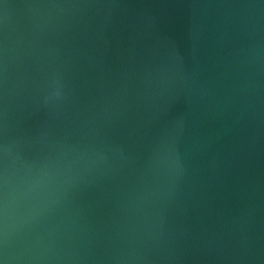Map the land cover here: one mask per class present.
Returning a JSON list of instances; mask_svg holds the SVG:
<instances>
[{"label":"water","instance_id":"1","mask_svg":"<svg viewBox=\"0 0 264 264\" xmlns=\"http://www.w3.org/2000/svg\"><path fill=\"white\" fill-rule=\"evenodd\" d=\"M4 46L20 241L58 264H264L261 0H0ZM45 160L62 172L24 223Z\"/></svg>","mask_w":264,"mask_h":264},{"label":"clouds","instance_id":"2","mask_svg":"<svg viewBox=\"0 0 264 264\" xmlns=\"http://www.w3.org/2000/svg\"><path fill=\"white\" fill-rule=\"evenodd\" d=\"M264 4V0H261ZM62 84L53 78L44 102L61 96ZM7 47L0 49V264H58L61 257L50 254L51 240L42 236L18 239L21 218L16 216L18 199L16 169L14 166V140L7 134V106L9 99ZM166 156L158 157L157 163L163 170ZM28 175L23 180V193L33 196L36 203L23 214V222L28 223L36 207H43L50 200L54 181L62 172L59 162L45 160L39 166L27 165Z\"/></svg>","mask_w":264,"mask_h":264}]
</instances>
